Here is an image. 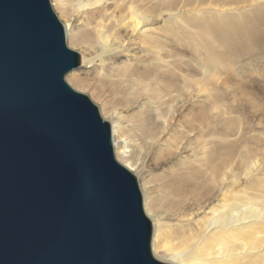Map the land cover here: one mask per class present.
Masks as SVG:
<instances>
[{"label":"bare ground","instance_id":"1","mask_svg":"<svg viewBox=\"0 0 264 264\" xmlns=\"http://www.w3.org/2000/svg\"><path fill=\"white\" fill-rule=\"evenodd\" d=\"M50 3L82 54L66 82L101 102L139 178L154 258L264 264V0Z\"/></svg>","mask_w":264,"mask_h":264},{"label":"water","instance_id":"2","mask_svg":"<svg viewBox=\"0 0 264 264\" xmlns=\"http://www.w3.org/2000/svg\"><path fill=\"white\" fill-rule=\"evenodd\" d=\"M50 0H0V264H165Z\"/></svg>","mask_w":264,"mask_h":264},{"label":"rangeland","instance_id":"3","mask_svg":"<svg viewBox=\"0 0 264 264\" xmlns=\"http://www.w3.org/2000/svg\"><path fill=\"white\" fill-rule=\"evenodd\" d=\"M54 9V8H53ZM55 11V10H54ZM55 13H56V11H55ZM56 15H57V17H58V19L60 20V22L61 23H63L62 22V20L60 19V17L58 16V14L56 13ZM165 19H167V18H165ZM69 46V45H68ZM75 51L76 52H78V54L80 55V65H82V54L78 51V50H76L75 49ZM262 61H264V58L262 59ZM80 68H82V67H80ZM75 73H78V71H76ZM69 84V83H68ZM72 88H74L76 91H78L79 93H81V94H83V95H86L93 103H94V105H96L97 107H98V109H99V111H100V114H101V116L103 117V115H102V113H101V110H100V107H102L101 106V102L92 94V92L90 91V90H88V89H86V90H82V89H78V88H75V87H73L71 84H69ZM101 91V90H100ZM108 94V93H107ZM104 118V117H103ZM106 122H108L109 124H110V126H111V129H112V125H111V123L108 121V120H106V119H104ZM126 120L127 121H129V123H138V118L136 117V116H133V115H127L126 116ZM112 139H113V137H112ZM167 170H169L170 169V167H167L166 168ZM134 173V172H133ZM157 174V173H156ZM135 177H136V179H137V181H138V185H139V187H140V190H141V186H140V181H139V178H138V176H136V174L134 173L133 174ZM158 176H159V178L157 179V181L154 183V187H155V190H156V193L160 196V200H162V201H164V198L166 197V195H167V193H169V189L167 188V182L168 181H170L171 180V178L172 177H168V176H161V175H159L158 174ZM141 193H142V197H143V192H142V190H141ZM143 204H144V199H143ZM146 211V210H145ZM150 221H151V219H150ZM151 223H153V222H151ZM170 241L172 242V244H176L178 241L177 240H174L173 238H172V236L170 237ZM152 245H153V243H152ZM152 253L154 254V251H153V247H152ZM155 256V255H154ZM158 261H160V260H158ZM164 261H161V263H163ZM164 263H167V264H170V262L168 263V262H164Z\"/></svg>","mask_w":264,"mask_h":264}]
</instances>
